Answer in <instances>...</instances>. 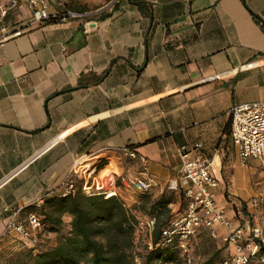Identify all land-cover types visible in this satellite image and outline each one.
I'll use <instances>...</instances> for the list:
<instances>
[{
  "label": "crops",
  "instance_id": "crops-1",
  "mask_svg": "<svg viewBox=\"0 0 264 264\" xmlns=\"http://www.w3.org/2000/svg\"><path fill=\"white\" fill-rule=\"evenodd\" d=\"M46 1L78 16L33 23L20 3L0 24V264L22 244L6 217L60 195L71 168L77 187H107L129 208L133 178L153 176L151 198L170 183L181 192L179 151L195 144L216 205L252 224L242 215L254 170L237 157L228 112L264 102V0ZM125 145L146 165L116 152Z\"/></svg>",
  "mask_w": 264,
  "mask_h": 264
},
{
  "label": "built area",
  "instance_id": "built-area-1",
  "mask_svg": "<svg viewBox=\"0 0 264 264\" xmlns=\"http://www.w3.org/2000/svg\"><path fill=\"white\" fill-rule=\"evenodd\" d=\"M24 4L33 23L60 22L78 16L70 10L48 11L46 0H0V24L7 14L18 6ZM230 139L235 147L237 157L241 162L247 159L259 160L264 163V102L250 101L233 105L229 109ZM197 150L189 155V151L181 148L180 158V185L182 197L185 201L183 213L178 218H172L168 224L161 228L158 245H172L176 239L175 247L182 264H195L190 250V238L200 230H205L210 238L220 237L225 245V254L218 259L216 264H264V232L259 224L243 225L229 218L224 209L218 207L214 201L213 190L217 186V178L211 169V160ZM116 152L129 158H138L145 166L146 159L138 156L130 146H120ZM77 172L71 168L68 175L59 182L62 188L60 195H73L77 188L85 194L98 190L82 181L77 187L75 175ZM154 183L151 174L144 178H133L127 183L132 190L147 191ZM170 189H177L176 183L169 184ZM104 197L105 191H100ZM44 198L39 197L34 201L35 208L43 203ZM263 203V198H251L250 207L256 208ZM154 219L147 216H137L135 233L143 231L148 234L146 247L150 249L151 232ZM221 233L217 234L216 229ZM41 216L37 211H29L24 217L19 216V209L12 211L5 220L4 233H10L20 243L34 247L39 243L43 232ZM162 264H170L164 262Z\"/></svg>",
  "mask_w": 264,
  "mask_h": 264
},
{
  "label": "trees",
  "instance_id": "trees-1",
  "mask_svg": "<svg viewBox=\"0 0 264 264\" xmlns=\"http://www.w3.org/2000/svg\"><path fill=\"white\" fill-rule=\"evenodd\" d=\"M148 198L139 199L135 212L113 193L107 197L100 191L85 194L79 187L73 195L45 198L40 207H30V211H37L43 228L51 230L58 227L61 215L68 214V232L49 248L29 247L23 264H173L179 260L176 239L172 245L157 244L161 228L169 222L167 206L173 202V192L165 189L156 198ZM137 214L154 219L152 247L144 246L142 252L135 250Z\"/></svg>",
  "mask_w": 264,
  "mask_h": 264
},
{
  "label": "rangeland",
  "instance_id": "rangeland-1",
  "mask_svg": "<svg viewBox=\"0 0 264 264\" xmlns=\"http://www.w3.org/2000/svg\"><path fill=\"white\" fill-rule=\"evenodd\" d=\"M247 161H251V163L247 164V167H252L254 170L253 178L255 177V183L252 186V195L251 196H258L263 198V203H261L256 208H248L244 210L243 215L244 218L246 217L250 223L252 224H259L264 227V163L260 162L259 160L254 159H247ZM102 185L104 183H101ZM97 189H99L97 187ZM108 188L105 187L103 191H107ZM170 190V189H169ZM173 202L169 203L168 208V215L169 220L172 218H178L184 211L185 208V201L182 197V193L179 191H173ZM214 193V201L219 199L218 193H216L215 189L213 190ZM133 199H140L142 196H148V200H152L151 194L148 191L140 192L134 191L131 193ZM158 196V195H157ZM148 204V202L146 203ZM133 207L138 209V203L130 206L129 209L133 211ZM141 213H145L144 210ZM137 216H141L137 214ZM68 223L66 222L65 217L61 215L60 217V224L55 229H48L44 228L42 234L39 238V243L36 245V249L40 248H49L53 246L57 240L64 235H67L68 232ZM136 251L142 252L143 247L146 246V241L148 239V234L145 232L137 231L136 233ZM29 247L24 244H21L20 249L12 254H7L3 256L4 264H23L26 262V255L28 252ZM190 250L191 255L193 257L195 264H216L218 259L221 257V247L217 248L216 243L214 240L208 238L205 234H195L193 237L190 238ZM178 257V256H177ZM173 264H182L180 260H177Z\"/></svg>",
  "mask_w": 264,
  "mask_h": 264
},
{
  "label": "bare ground",
  "instance_id": "bare-ground-1",
  "mask_svg": "<svg viewBox=\"0 0 264 264\" xmlns=\"http://www.w3.org/2000/svg\"><path fill=\"white\" fill-rule=\"evenodd\" d=\"M101 187V186H100Z\"/></svg>",
  "mask_w": 264,
  "mask_h": 264
}]
</instances>
